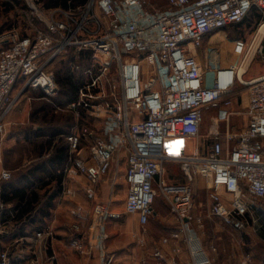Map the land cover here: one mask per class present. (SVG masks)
<instances>
[{"label":"built area","instance_id":"built-area-1","mask_svg":"<svg viewBox=\"0 0 264 264\" xmlns=\"http://www.w3.org/2000/svg\"><path fill=\"white\" fill-rule=\"evenodd\" d=\"M25 1L33 11L37 6L44 9L40 0ZM165 1L166 7L159 0H88L69 10H49L46 29L32 35L17 29L0 33V143L20 81L41 91L57 112L73 115L75 122L65 135L69 157L64 174L75 183L80 177L86 180L80 184L92 207L78 203L76 193L66 187L73 217L69 247L86 258L98 253L100 264H113L115 257L107 253L108 223L124 214L137 215L145 227L156 217L158 190L177 223L163 242L183 241L188 252L183 263L181 248H174L166 264H215L195 228L197 179L205 182L210 215L233 230L245 232L264 216V147L259 144L264 140V75L244 83L248 105L243 131L235 134L229 128L223 139L214 135L205 154L197 149L174 155L167 148L171 141L198 139L207 109L218 108V119L230 122L233 101L221 106L224 96L240 82L242 68L244 76L255 58L264 63V0ZM254 10L259 25L252 40L232 42L239 61L225 66L210 60L206 50L208 62H200L198 52L207 37L213 50L217 33L242 23ZM60 14L63 19H56ZM70 51L77 55L72 74L84 57H91L96 66L85 70L87 81L61 106L54 102L61 88L53 66ZM113 65L118 80L111 75ZM207 69L213 73L210 78ZM91 121L96 125H87ZM122 153L127 155L128 185L123 213L114 209L112 196L98 198V186ZM167 162L182 165L183 184L167 178ZM12 178L11 171H2L0 180ZM13 211L0 200L1 213ZM5 232L0 222V237ZM54 237L51 226L36 233V239L46 243ZM155 257L165 260L160 251ZM0 264L27 263L0 244Z\"/></svg>","mask_w":264,"mask_h":264},{"label":"rangeland","instance_id":"rangeland-1","mask_svg":"<svg viewBox=\"0 0 264 264\" xmlns=\"http://www.w3.org/2000/svg\"><path fill=\"white\" fill-rule=\"evenodd\" d=\"M3 2L4 0H0V33L9 31L11 27L14 26V24L16 27H14L13 29H17L22 35H32L38 30L46 29V25L50 21L49 10L40 8L36 5L38 10L33 11L26 3L27 9L18 8V10L6 13L5 8L2 5ZM159 3L161 2L159 1ZM162 5L164 7L167 6L164 3ZM58 18L63 19L61 14L56 16V19ZM255 20L256 21L252 23L246 22L244 26L237 27L234 29V31L231 29H225L224 31L217 33L219 38L217 39V41H212V44L214 46L213 50H211L212 48H209L208 44L211 37H207L204 47L199 49L198 52L200 62H202L203 64L208 62L207 58L205 57L206 50H208L210 53V60H219L225 66L235 61H239L240 58L232 54V42L235 39H245L251 41L259 25V19ZM221 36H223L226 41L220 40ZM211 52L215 54L211 55ZM223 55H225V57ZM73 58L74 57H72L71 55L66 56L65 59L56 66L58 79H61L69 74L73 77V74L71 73ZM78 66L80 68L74 70L75 77H73V82L81 86L83 83H85V81H87V78L85 77V70L88 67H95L96 64L91 59V57H84L83 62H78ZM207 71L208 74H213L211 72V69H207ZM259 74H264V63L261 61V58L257 57L245 74L244 80H251L253 77ZM111 75L114 77V79H119L116 65H113ZM25 91H27V88L24 89V93ZM21 92L23 93V90L20 92L18 91L14 94L17 101L16 108L13 112H11L12 114H10L4 121L6 124L5 139L2 143H0V146L1 144H3L4 147H15L14 151L15 153H17V156H19L15 157L13 160L7 158V168H12L17 166L18 164L23 163V155L25 153V149L29 147L25 142L27 138L23 137L24 133L27 130L38 131L37 128L39 126L48 128L49 125H60L57 118L64 119V122L66 119H68L65 113L60 112V115L55 114L53 105L47 100L46 102L50 106H46L48 110L46 116L42 117L41 115H36L37 111L43 105L39 99L42 98L44 94L38 91H36V93L34 94H22ZM63 96L64 95L62 90V92H60V94L54 99V102L57 105L63 106ZM227 100L233 101L231 111L234 113V115L232 116L229 123L222 122L218 119V108H211L205 111L204 122L199 138L201 143L200 147L203 148V145L206 146L205 150L209 148L211 142L213 143L214 135L223 139L224 134L228 131L229 128L231 129L232 133H235L244 128V126L247 124L246 110L248 105V87L243 83L238 82L235 85L233 91L230 94L224 96L221 106H223L225 104V101ZM27 112H31L32 119L29 120V118L27 117ZM55 131L57 132L55 135L57 137H59L63 133L58 132L57 130ZM203 150L204 149H201V151ZM187 151L188 154H190L189 148ZM42 155H40L39 151L34 154V156L37 158L41 157ZM49 156L50 152L48 151L46 155H43L42 157L49 158ZM126 158L127 155L125 153H122L119 158L115 157L112 162L111 171L101 183V185L104 184L101 188L103 189V191H100V193H98L99 199L101 200H108L109 197L112 196L114 207L115 209L117 208L120 212L124 211L125 209L124 204L128 193V185L126 181ZM40 161L43 162L44 160ZM118 164L119 171L117 172ZM166 170L168 174L167 178L170 181L182 180L184 171L182 165L178 162H173L169 165H166ZM80 179H82V177H80ZM204 183L205 182L201 179L196 180L198 190L195 196L194 209L192 213L193 216L199 219V221L195 220V228L208 255L212 258V260H214L215 264H264V229L261 228L260 232L258 229V231L256 229H251L249 230V232H237L230 226L226 225L221 219L212 217L209 213L208 192L205 188ZM156 188H158L157 185ZM163 203L164 198L158 190V199L155 202V208L157 210H160V212L167 214V217L168 214L170 215V209L167 204ZM55 204L56 203H54V205ZM66 205L68 206V209L67 206H65L64 211L62 210V212L64 213L62 221H64V224L68 226L70 220L71 223H73V217L71 216L70 206L68 205V203H66ZM68 212L70 214L69 216ZM175 221L173 218H168L164 223H166L169 227H172L176 224ZM160 224L161 219L155 217L152 218L148 228L161 226Z\"/></svg>","mask_w":264,"mask_h":264},{"label":"crops","instance_id":"crops-1","mask_svg":"<svg viewBox=\"0 0 264 264\" xmlns=\"http://www.w3.org/2000/svg\"><path fill=\"white\" fill-rule=\"evenodd\" d=\"M161 4L167 5L165 0H159ZM166 7V6H165ZM71 55L73 60L76 58V54L73 51H70L68 55ZM59 59L53 66L54 71L56 72V66L65 59V57ZM72 60V62H73ZM57 74V73H56ZM264 74H259L253 77L252 79L262 76ZM24 81H20L12 94V99L14 100V105L11 108L10 112L6 116V118L12 114L11 112L14 111L16 108V96L14 95L16 92H20L25 87ZM60 86V85H59ZM61 88V87H60ZM38 92H41L37 90ZM62 92V90H61ZM22 93V92H21ZM22 93V94H23ZM26 93H36L35 90L28 89L25 91ZM42 93V92H41ZM21 94V95H22ZM64 94L62 99V105H65L70 99L73 97L74 92ZM42 102V106L37 111L36 115H41L42 117L46 116L48 110L46 106H50L47 104L46 99L44 96L39 99ZM44 106V107H43ZM68 119H60L57 118L60 125H49L48 128L44 126H39L37 128L38 131L34 130H27L24 133L23 137H26V144L29 146L25 149V153L23 155V163L18 164L15 167L7 168L6 167V160L9 158L13 160L17 156L15 153V147L13 146H5L1 144L0 146V178L1 173L3 170H9L13 173V178L10 180L11 182L8 184H12L13 186L10 190L16 189L17 187H23L26 183H28L27 178L31 177L34 184L29 185L30 189L28 190L27 198L34 197L36 200V204H40V208L44 207L48 203H56L53 206V210L51 212V216L45 218L42 224L36 223V220L33 222L31 219H28V216L23 218H16L18 211L12 203H6L13 207L14 211L11 212H0V222L4 225L6 232L3 236L0 237V244L3 249L11 250V253L14 258L18 259L21 262H25L27 264H100L99 255L98 253H94L91 257L86 258L78 255L77 253L73 252L69 247V242L72 237L70 226L72 225L71 220L68 223V226L64 224L62 221L64 217V207L67 206L66 203L72 208V203L68 201L67 194L65 193V189H72L76 193L75 200L80 203L81 205L91 208L92 203L87 199L85 193L82 191V184H86V180L84 178L79 179V183L72 181L67 178L64 174V170L66 168V162L58 163V165H52L48 162V159L51 156V149H46V141L53 135L58 132H67L69 127L74 124L75 119L71 114H65ZM27 117L32 119L31 112H27ZM247 119V118H246ZM86 124V123H85ZM96 125L95 123L88 122L87 125ZM203 125V124H202ZM235 132V134L240 133L245 129ZM202 129V127H201ZM231 131V129H230ZM226 135V133L224 134ZM16 136V135H15ZM18 136V135H17ZM200 138V137H199ZM196 139H181L176 141H171L168 143V152L170 154H188L189 152L194 153L197 149L200 150L201 154H205L207 150L203 145L201 148L200 140ZM49 141V140H48ZM212 144V142H211ZM259 144L264 147V140H260ZM43 146V147H42ZM204 149L201 151V149ZM40 152V155H46L49 151L50 156L47 159L46 157H35L34 154ZM40 160H44L41 162ZM173 162H167L166 165H169ZM178 184H183L185 182L184 175L182 176V180H175ZM7 181L0 180V200L2 201V190L4 184ZM104 185V184H103ZM103 185L98 186V193L102 192ZM67 187V188H66ZM197 188V184H196ZM198 190V189H197ZM65 193V194H64ZM99 198V196H98ZM158 199V197H157ZM101 200V199H100ZM164 203L167 202L164 200ZM163 203V204H164ZM34 205V206H35ZM45 205V206H46ZM168 206V204H167ZM125 207V204H124ZM68 209V206H67ZM115 209V207H114ZM154 209L156 213V217L161 219V226H154L149 227L151 220L149 223L143 227L137 215H126L124 214L120 219L111 220L108 223V234L109 239L107 241V253L111 256L114 255L113 264H166L174 257V248L180 247L181 253L179 255V259L186 263L188 261V252L183 241L175 242L170 241L168 244H164L163 240L169 233L177 228V223L172 227H169L166 223L167 219L173 218L175 221V217L172 215L171 211L168 214V218L166 217L167 214L160 212V210ZM170 209V208H169ZM116 211H119L117 208ZM37 211V210H36ZM33 212L34 215H39L40 213ZM71 211V210H70ZM120 212V211H119ZM122 211L121 213H123ZM67 214V213H66ZM68 212V216H69ZM71 217V216H70ZM40 218V217H39ZM176 222V221H175ZM51 226L54 229L55 237L46 242L38 241L36 239V233L45 227ZM43 227V228H42ZM261 228L264 229V216L261 219L260 224L257 226L249 227L245 232H249V230L258 229L259 232ZM257 230V231H258ZM144 231V233H143ZM160 251L164 256L165 260H161L155 257V253ZM247 264V263H241Z\"/></svg>","mask_w":264,"mask_h":264},{"label":"trees","instance_id":"trees-1","mask_svg":"<svg viewBox=\"0 0 264 264\" xmlns=\"http://www.w3.org/2000/svg\"><path fill=\"white\" fill-rule=\"evenodd\" d=\"M40 1L42 5L44 4V8L47 10H52L56 8L69 10L70 8H74L81 4H84L88 0H40ZM2 5L4 6L6 13H9L14 10H18V8L27 9L25 0H4ZM255 19L257 20L259 19V14L256 10L252 11L251 14L242 23L230 26L227 29H231L234 31L235 28L244 26L246 22L252 23L256 21ZM14 27H16L15 24L13 27H11L10 30H12ZM73 77H75L74 74ZM73 77L69 74L61 79L60 78L58 79V83L60 84L63 93L68 94L74 92V95L70 100H73L75 98L77 90L80 87V85L73 82ZM53 110L54 113L57 115L60 113L57 112L55 108ZM65 114H71V113L65 112ZM69 129L67 130V132L69 131ZM67 132H65V134H63V136L61 137L60 136L57 137L55 136L56 134H53L48 139L49 141L47 140L45 142L47 147L46 149L49 150L51 149V153H52L50 158L48 159V162L54 166L58 165V163L66 162L67 158L69 157L68 154L69 146L67 141L65 140V135L67 134ZM26 178L28 183H26L23 187H17L16 189L13 190H10V188L13 185L8 184L11 181H7V183L4 184L3 186L2 201L4 203H12L15 206L14 209L18 211L16 218L19 219L28 216L29 217L28 219H31L33 222L36 220V223L42 224L45 218L51 216L54 203L50 202L43 208L42 207L40 208V204L35 205L37 202L34 197L27 198L28 190L30 189L29 185L30 184L33 185L34 182L31 179V177L27 176L24 179ZM36 210L40 213L39 215L33 214V212H35Z\"/></svg>","mask_w":264,"mask_h":264},{"label":"bare ground","instance_id":"bare-ground-1","mask_svg":"<svg viewBox=\"0 0 264 264\" xmlns=\"http://www.w3.org/2000/svg\"><path fill=\"white\" fill-rule=\"evenodd\" d=\"M262 31L264 32V29ZM218 38H219V36H216L213 40L217 41ZM222 39H223V41H226L223 36L220 37V40H222ZM244 73H245V68H242L241 72H240V83H243V84L245 83V80H244L245 75L243 76ZM208 77L210 78L211 74Z\"/></svg>","mask_w":264,"mask_h":264}]
</instances>
